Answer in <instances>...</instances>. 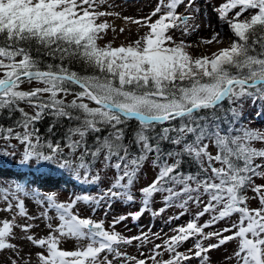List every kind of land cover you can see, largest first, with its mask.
Instances as JSON below:
<instances>
[{"label": "snow or ice", "instance_id": "6c2138e0", "mask_svg": "<svg viewBox=\"0 0 264 264\" xmlns=\"http://www.w3.org/2000/svg\"><path fill=\"white\" fill-rule=\"evenodd\" d=\"M133 4L0 0V264H264V0Z\"/></svg>", "mask_w": 264, "mask_h": 264}, {"label": "rangeland", "instance_id": "374dc122", "mask_svg": "<svg viewBox=\"0 0 264 264\" xmlns=\"http://www.w3.org/2000/svg\"><path fill=\"white\" fill-rule=\"evenodd\" d=\"M143 3H144V0H136V4H133L132 5V7L128 10V14H132V12H135L136 11V5L143 4ZM145 10H147V9H145ZM204 35H207V33L205 32ZM194 53L198 55L199 54V50H195L194 49ZM255 112H256V110H250V115L254 114ZM251 121L253 123V124H251L252 127L259 128V129H264V116L260 120H256V121L254 120L253 121V119H252ZM2 147H3V145H2V142H1L0 143V150H2ZM151 177H152V173L150 171L147 172V173H145L144 174V181H146L148 179H151ZM37 186L40 188V190H49V188H50V186L48 184H45V183L39 182V181H38V185ZM62 188L64 189V191L61 192V198L62 199L67 194H69V193H71L73 191L77 192L78 194L81 193V192H83V189H81L79 186H77L76 188H72L71 185H64V186H62ZM79 189H80V191H79ZM91 191H93V189H89L86 192H91ZM28 207H29L30 210H34L35 209V205L32 204V203H29L28 204ZM146 222H147V218H145V220L142 221V223H146ZM162 223L163 222L160 219H157L155 221V224H156V229L155 230H159V228L161 227ZM135 231H138V230H135L134 229V232L133 233H129V234H134ZM67 246L68 247H71L72 245L71 244H68ZM133 254H135V253L133 252ZM225 255L226 254L223 253V252H217V253L214 254L215 258H217V259H219V258H221V257H223Z\"/></svg>", "mask_w": 264, "mask_h": 264}, {"label": "trees", "instance_id": "16d2710c", "mask_svg": "<svg viewBox=\"0 0 264 264\" xmlns=\"http://www.w3.org/2000/svg\"><path fill=\"white\" fill-rule=\"evenodd\" d=\"M251 116H252V115H251ZM261 116H262V115L254 114V115L252 116V119L256 121V120H259V119L261 118ZM250 119H251V118H250ZM251 123H252V122H251Z\"/></svg>", "mask_w": 264, "mask_h": 264}, {"label": "bare ground", "instance_id": "6f19581e", "mask_svg": "<svg viewBox=\"0 0 264 264\" xmlns=\"http://www.w3.org/2000/svg\"><path fill=\"white\" fill-rule=\"evenodd\" d=\"M250 118H252L251 116H250ZM252 120V119H251ZM254 121V120H253ZM252 122V121H251Z\"/></svg>", "mask_w": 264, "mask_h": 264}]
</instances>
